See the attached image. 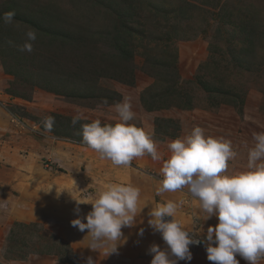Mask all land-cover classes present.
<instances>
[{"label": "rangeland", "instance_id": "rangeland-1", "mask_svg": "<svg viewBox=\"0 0 264 264\" xmlns=\"http://www.w3.org/2000/svg\"><path fill=\"white\" fill-rule=\"evenodd\" d=\"M185 6L188 11L183 12ZM8 13L13 14L11 23L4 19ZM123 26L130 35L125 40L132 47L127 59L114 52L110 41L113 34L117 42L123 41ZM28 29L37 32L31 53L17 48L25 42ZM49 30L72 33L81 42L77 47L58 39L49 42ZM249 42L253 51L250 63L237 67V57ZM0 66V173L4 167H18L23 172L0 175V209L4 213L21 199L22 189L35 188L62 199L73 210L75 200L86 203L79 206L83 217L98 193L108 184L129 185L131 173L141 183H152L142 194L153 200L152 208L168 200H183L175 219L203 237L218 221L215 217L204 221L198 201L187 189L157 194L160 169L171 155L168 143L189 135L196 126L206 136L231 141L237 152L228 162L226 174L231 176L250 171L247 163L255 143L253 134L264 132V0H0ZM125 98H130L135 112L129 123L152 137L161 161L146 155L134 159L129 170L114 168L78 142L82 124L97 119L102 124L119 123L110 106ZM78 114L82 118L73 126L71 121ZM54 115L59 118L48 131L42 121ZM51 143H57L58 149L48 157ZM65 148L72 149L73 158L67 159ZM20 160L25 164L18 166ZM75 164L78 166L73 167ZM36 172L39 179L34 182ZM49 175L64 179L55 190L40 187ZM22 200L28 209L26 203L32 207L35 199ZM56 219L49 227L17 221L2 226L0 257L24 259L37 254L51 257L49 264H66L59 262L64 259L74 263L68 243L77 254V264H85V257L92 254L79 259L75 250L89 245L78 236V228H68L64 222L77 216L71 212L68 219L60 215ZM69 230L75 234L71 240H67ZM190 251L192 260L179 264H212L203 244L190 246ZM141 255L92 259L95 264H150Z\"/></svg>", "mask_w": 264, "mask_h": 264}, {"label": "clouds", "instance_id": "clouds-1", "mask_svg": "<svg viewBox=\"0 0 264 264\" xmlns=\"http://www.w3.org/2000/svg\"><path fill=\"white\" fill-rule=\"evenodd\" d=\"M12 16V13L5 14V22L11 23ZM24 37L25 42L17 48L31 53L37 32L28 29ZM110 107L120 122L102 125L97 119L82 124L83 143L97 152L100 159L118 167L130 168L134 159L146 155L153 161H161L162 155L152 137L129 123L135 119L130 98ZM81 118L79 114L74 116L71 124L75 126ZM42 123L51 131L55 118L46 116ZM253 140L254 146L248 152L250 171L231 176L226 174L228 162L237 156L231 141L206 136L204 129L196 126L189 135L168 143L171 155L160 169L162 179L157 194L187 189V194L198 201L204 221L215 217L218 223L209 226L203 237H198L175 219L183 200L157 204L147 214V225L154 234H160L165 247L155 243L149 246L150 264L191 261L190 246L201 244L212 264H240L237 256L246 264H259L264 259V132L254 133ZM140 195V189L133 185L108 184L90 203L91 210L83 217L79 215V206L86 203L75 200L74 213L78 218L70 222L71 226L80 232L87 231L88 248L93 252L102 251L107 257L118 254L119 247L127 243L122 229L135 227L138 211H142L138 209ZM144 231L140 228L138 235L142 237ZM85 264H95V261L88 257Z\"/></svg>", "mask_w": 264, "mask_h": 264}, {"label": "crops", "instance_id": "crops-1", "mask_svg": "<svg viewBox=\"0 0 264 264\" xmlns=\"http://www.w3.org/2000/svg\"><path fill=\"white\" fill-rule=\"evenodd\" d=\"M56 144L57 143H55V144L51 143V153L49 150L47 151L48 157H50L52 155V153L54 152L55 149H58V148H56ZM63 150L65 151L63 153L67 155V159H69L70 157L73 158L72 157L73 152H71L72 149L65 148ZM10 156L12 157V161L14 162V160H15L14 157L12 155H10ZM18 163H19V161H18ZM23 164H25V163L20 160V164H18V166L23 165ZM67 164H68V162H67ZM70 166H71L70 170L74 171V168L72 169V165H70V163H69L68 167H70ZM76 166H78V165L75 164L73 167H76ZM113 167L116 168L117 166L113 165ZM17 168L18 167H13L12 170H10V169L7 170L4 167V170H2L0 175H3V174L6 175L8 173V176L10 175L9 177H12L14 174H16V172H17L16 170H20ZM126 170H129V168H127ZM123 171H125V170H123ZM125 173H126V171H125ZM38 174L39 173L36 172V174L34 175L35 178L34 177L32 178V180L34 182L37 181L36 179H39ZM71 174H73V172H71ZM115 175L116 174L114 172H112L111 178H114ZM123 175L126 176L127 174H123ZM55 177L57 178V180ZM55 177L52 175H49V178L47 177L46 182L41 183L40 187L49 186V191L55 190L56 188H54V187H58L59 182L61 180H64L63 178L59 179L58 176H55ZM127 178L129 181V185H133V186L138 187L140 189L141 195H140V200L138 203V209H140L142 211H138L137 223H136L135 227H133L131 229H129V228L122 229L124 236L127 237V243H125L123 246L119 247L118 254H120V256L123 255L124 257H128V255L137 256V255L142 254L144 256V259L147 260V262L149 263L152 259V256L147 254V250H148L149 246L152 245L153 243H155L157 245H160L161 248L165 247L164 242L162 241V239L160 237V234L159 233L154 234L152 232V229L149 228L147 225V220L149 219L147 214L152 208L151 204L153 203V200H149V198L145 199L144 197H142V194L149 189L148 188L146 190L145 187H147V186L152 187L153 185H152V183H148V182H146V184L144 182H142V183L139 182L138 181V178H139L138 175H133L131 173L128 174ZM72 179L73 178H70L69 180H72ZM47 183H48V185H47ZM28 190L24 191V189H22V192H24V194H21V199L19 201H14V203L11 204L10 209L7 211L8 214L4 213V211L2 209H0V229L2 228V226H6L8 224V222H10L12 224V223H14V221L25 222V223L26 222H31V223H34V222L37 223L38 222V223L43 224L45 227H49L50 225H52L51 223L58 221V219H56L58 217V215H60V217L65 216L68 219L71 212H74L73 209H70L71 208L70 204L64 203L62 199H54L53 196L48 197L47 195L37 191L35 188H33V189L30 188V190L29 191ZM43 191L45 193L46 189H43ZM39 193H41V194H39ZM22 198H26L27 200H30V199L34 200L35 199L32 207H30L31 206L30 202L26 203V205H28V207H27L28 209L23 207L25 202L22 200ZM28 198H30V199H28ZM66 199H67V201L69 200L67 198V196H66ZM21 215H35V216L22 218V217H20ZM74 216H77V215L74 213ZM8 218H12V220H8ZM64 222L66 223V226L68 228L72 227L70 225V223H68L67 221H64ZM84 222H86V221H84ZM140 228L145 229L142 237L138 235ZM69 232H70L71 236L67 237V240H71L72 237L75 236V234H73L72 230H69ZM78 232H79L78 236H80V239L83 241L84 245H89V239L90 238L88 236H86L87 231L80 232L78 230ZM77 249L78 250H75V252L78 253L79 259H81V258L84 259V256L87 254L88 255L92 254V256H88V257H92L94 259H101V258L107 257L103 254L102 251H100L96 254L95 252H91L90 249L86 250V249H88V247H86V246H85L84 250H81L80 247H77ZM0 253H1V250H0ZM145 255H146V258H145ZM110 256L111 257L115 256V254H112ZM88 257H85V258H88ZM49 258H51V257L46 256V255H37V254H31L27 258H25L24 260H6V259L0 257V264H49V262H48Z\"/></svg>", "mask_w": 264, "mask_h": 264}, {"label": "trees", "instance_id": "trees-1", "mask_svg": "<svg viewBox=\"0 0 264 264\" xmlns=\"http://www.w3.org/2000/svg\"><path fill=\"white\" fill-rule=\"evenodd\" d=\"M186 10L188 11V7L185 6L183 12H185ZM181 12H182V10H180V13ZM121 28H122L123 32L120 29H118V30L121 31L120 35L124 36L123 41L117 42V36H115L114 34L110 36V41L113 40L112 41L113 42V46L112 47L115 50L114 52H118L120 58L127 59L131 55L132 47H131V45L128 44V42H126L125 37L126 36H130V35L128 34V30H125V29L123 30L124 26L121 27ZM57 39L63 44H72L75 47H77L76 44L81 42L80 39L79 38L77 39V37L74 36V34H72V33L71 34L70 33H60V32L59 33H55L54 31L49 30V42H53L54 43L55 40H57ZM83 49H85L84 46H83ZM252 52L253 51L251 49L250 42H249V45H246V47L240 52L242 54L241 57L240 58H239V56L237 57V61L239 63V65H237V67H239L240 63H242V62H244V64H249L250 63L249 59L251 58L250 56H251ZM53 117L54 118H59L58 115H54ZM79 131H80L79 133H81V130H79ZM78 138H80L79 140L77 139L78 142L84 144L83 140H82V136H79ZM20 224H23V223H20ZM26 225H30L32 227V226H35V225H38V224L30 223V224H26ZM65 245H66V247H68V250H70V252L72 254L71 256L73 257L75 262L73 263V262H70L69 260H66V259H64V261H59V262L66 263V264H77V260H78L77 254H75L71 250V248L69 247L68 243H65ZM25 258H27V257H25ZM7 259H10V260H24L23 258H16V259L15 258H13V259L7 258Z\"/></svg>", "mask_w": 264, "mask_h": 264}, {"label": "built area", "instance_id": "built-area-1", "mask_svg": "<svg viewBox=\"0 0 264 264\" xmlns=\"http://www.w3.org/2000/svg\"><path fill=\"white\" fill-rule=\"evenodd\" d=\"M2 104H1V101H0V106H1Z\"/></svg>", "mask_w": 264, "mask_h": 264}, {"label": "water", "instance_id": "water-1", "mask_svg": "<svg viewBox=\"0 0 264 264\" xmlns=\"http://www.w3.org/2000/svg\"><path fill=\"white\" fill-rule=\"evenodd\" d=\"M202 245V244H201Z\"/></svg>", "mask_w": 264, "mask_h": 264}]
</instances>
